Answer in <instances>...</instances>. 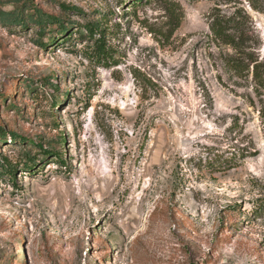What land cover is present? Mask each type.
I'll return each instance as SVG.
<instances>
[{
	"label": "rangeland",
	"instance_id": "1",
	"mask_svg": "<svg viewBox=\"0 0 264 264\" xmlns=\"http://www.w3.org/2000/svg\"><path fill=\"white\" fill-rule=\"evenodd\" d=\"M236 5L264 62L246 0H0V264H264V89L210 32Z\"/></svg>",
	"mask_w": 264,
	"mask_h": 264
},
{
	"label": "trees",
	"instance_id": "2",
	"mask_svg": "<svg viewBox=\"0 0 264 264\" xmlns=\"http://www.w3.org/2000/svg\"><path fill=\"white\" fill-rule=\"evenodd\" d=\"M246 1L251 9L264 13V0ZM28 2L31 0H27ZM170 12L179 26L182 15H177L175 8H171ZM85 28L89 33L88 38L93 42L87 47L88 58L97 63H108L113 58V49L108 45L105 30L99 24L86 25ZM210 32L213 36V43L232 50V54H228L224 58L225 66L237 75L252 72L257 88L264 89V62L259 59L256 52L257 41H255L256 37L247 10L242 5H236L231 14H224L220 9H214L211 14ZM7 97L4 95L0 99ZM57 105L58 102L53 101V106ZM14 137L16 138V136ZM0 139L3 140L4 137H0ZM55 156L61 158L60 155ZM61 161L64 162L63 159ZM8 173L14 175L12 169Z\"/></svg>",
	"mask_w": 264,
	"mask_h": 264
}]
</instances>
